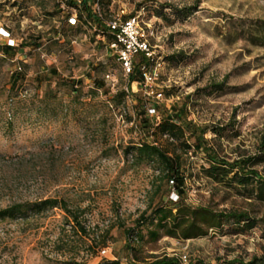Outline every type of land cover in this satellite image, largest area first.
Masks as SVG:
<instances>
[{"label": "rangeland", "instance_id": "374dc122", "mask_svg": "<svg viewBox=\"0 0 264 264\" xmlns=\"http://www.w3.org/2000/svg\"><path fill=\"white\" fill-rule=\"evenodd\" d=\"M88 2L93 4V0ZM18 3L22 6L10 13L7 8ZM166 6L196 9L189 16L177 17ZM50 7L55 9L57 22L65 25L70 10L65 0H0V20L15 23V36L7 37L8 31L0 28V42L16 44L33 60L27 62L0 49V210L65 200L81 212L79 220L90 237L73 228L58 208L3 220L0 264H104L115 260L127 264L131 253L124 229L132 228L143 236L132 245L141 260L168 255L185 256L184 264H225L262 255L264 235L257 228L237 233L226 226L191 240L170 238L161 231L152 240L148 232L155 225L136 226L144 212L151 215L161 201L176 199L171 190L162 197L168 188L160 162H140L135 152L126 153L142 141H151L141 127L147 111L140 104L156 101L145 100L135 86L127 87L128 80L114 61H108L107 68L98 65L108 50L95 45L92 34L86 38L85 31L73 33L65 39L67 44H61L73 50L68 40L75 39L74 46L87 57L70 61L67 50L59 53L58 42L49 41L43 29L30 22L37 12L44 27L42 17ZM160 10L165 17L157 15ZM102 11L115 15L141 12L156 29L153 45L164 63L160 85L167 98L157 103L160 116L174 106L176 111L183 110V119L196 127L190 143L205 130L204 141L222 158L234 161L257 154L264 135V0H104ZM101 40L96 42L102 44ZM37 48L46 57L41 58ZM87 61L94 66L86 68ZM18 64L25 66V98L12 88ZM108 71L117 86L112 89L105 83L101 93L91 91L92 77L103 81ZM71 80H82L83 98L71 94L70 84H65ZM150 120L157 121L156 117ZM180 139L163 145L182 159L189 204L248 210L253 216L264 212V205L243 200L237 192L208 180L202 172L208 166L204 156L193 149L186 155L184 139ZM255 168L264 174V163ZM103 239H108L107 247L100 243Z\"/></svg>", "mask_w": 264, "mask_h": 264}, {"label": "trees", "instance_id": "16d2710c", "mask_svg": "<svg viewBox=\"0 0 264 264\" xmlns=\"http://www.w3.org/2000/svg\"><path fill=\"white\" fill-rule=\"evenodd\" d=\"M24 2V1H23ZM69 6V12L65 15V25H60V33L64 35L65 39H70V34L78 32H86L83 35L89 36L92 34L91 41L95 45L105 46L107 49V57L103 61H99L100 66L107 68L109 66L108 61H114V63L119 67L120 64L117 61V56L113 54V51L110 49V45L115 41V36L111 33L104 21L96 13V4H100L101 12L104 18L113 17L115 14H106L102 11L104 7V0H93V4L90 5L88 0H65ZM171 9L173 14H176L177 17L189 16L196 8H184L178 9L172 6H166ZM138 13V12H137ZM137 13L132 15H125L123 18L127 19L132 16H135ZM121 13H119L120 15ZM55 15V13H54ZM76 15V23L71 24L70 19ZM159 17H165L163 10L157 12ZM95 29V32L93 31ZM58 32V31H57ZM73 37V35H72ZM102 37L101 43L96 42L97 38ZM53 41V40H49ZM55 42H58L54 40ZM54 42V43H55ZM76 42L75 39L68 40V43L73 46V43ZM66 43V42H64ZM59 52L67 50L68 55H73V60L75 54L72 53V50L67 49V43L61 45L58 42ZM0 49L5 52H13V55L21 50L19 46H0ZM50 50L51 49H47ZM35 51L40 52L39 55L42 58L46 57V54L43 53L41 48H37ZM171 60L174 57H170ZM141 58L135 64L134 74L129 78L127 86L131 87L133 83L140 82L142 79V73L140 70V64L143 63ZM86 68L91 67V62H85ZM97 65V66H98ZM150 65V64H148ZM23 70L21 72L14 71L12 74V88L18 92L25 89L22 88L23 81H25V66L21 65ZM94 66V65H92ZM111 73V72H107ZM106 74V75H107ZM105 75V76H106ZM161 80V79H160ZM65 83V81L63 82ZM108 83L104 78L103 81H99L96 77H92L90 80V89L94 93H101V91L106 87ZM160 81H158V88L161 90ZM65 84H70V92L76 98H83V82L82 80H71ZM20 89V90H19ZM124 95H129L130 92ZM122 94V95H123ZM169 98H173V95H167ZM165 97V96H164ZM165 99H167L165 97ZM146 104H140L142 108H145ZM156 107V117L157 121L151 123L150 117L146 115L145 119L141 121V127L143 132L148 134L149 137H155L157 140L158 135H163L168 133L174 139V142L170 144L177 143V140L184 139L182 144L186 147L187 153L193 149L195 154H202L204 160L207 162L208 166L202 168L204 176L210 180L215 186L223 185L228 190V192H237L243 197V200H252V202L257 203L258 205H264V174L261 173L255 167L264 163V135L260 144V150L254 156L249 157H240L237 160L230 161L228 159L220 157L219 153L209 145L207 141H204L206 131L203 130L201 136L196 138V141L191 144V135L195 133L196 127L192 122L183 119L184 111H176L174 106L169 113H163L162 116L159 115V106L157 103H154ZM113 108V106L111 105ZM193 130V131H192ZM191 133H190V132ZM189 134V136H188ZM136 153V159L140 162H154L155 160L160 162L163 166V179L167 183L168 193L163 192L164 195L169 194V190L173 191L177 199L172 200L168 199L167 202L161 201L152 211L151 215H148V212H144L137 220V225L139 228L144 225H155V230H149L148 234L152 240H157L160 237L161 231L167 237L178 238L182 240H191L199 237H205L209 234L210 231H222L224 227L228 226L234 228L237 233H246L253 229H260L261 233L264 235V212L258 216H253L248 210H216L210 205H198L193 206L187 202L186 197V176L182 171V159L180 156H173L165 149L164 145L155 146L150 141H142L137 148H130L127 150V154ZM161 190V189H160ZM60 209L64 211L67 215V218L71 221L73 228L78 229V231L86 236L90 237L89 232L82 226L80 222L81 212L71 209L68 203L65 200L57 199H48L36 203H23L16 204L12 207H9L4 210H0V221L16 218V217H25L29 214H35L43 210L50 209ZM124 232L127 237L126 248L131 253V258L127 260V264H184L180 257H170L168 255L163 256H151L148 260L139 259L134 253H136L135 248L132 246L134 241L139 239L143 240V236L139 235V232L132 229H124ZM109 239V238H108ZM108 239H103V247H107ZM93 241H95L93 239ZM225 264H264V253L260 256L255 255L251 260L246 261L243 258H236L231 261H225ZM87 264V263H82ZM104 264H123L120 260L115 261H106ZM189 264H206L203 261L190 262ZM218 264H221L219 261Z\"/></svg>", "mask_w": 264, "mask_h": 264}, {"label": "built area", "instance_id": "2783aa9c", "mask_svg": "<svg viewBox=\"0 0 264 264\" xmlns=\"http://www.w3.org/2000/svg\"><path fill=\"white\" fill-rule=\"evenodd\" d=\"M96 13L104 21L107 29L115 36V41L110 45V49L113 51V54L117 56L122 76L129 80L134 74L135 64L142 58L144 60L143 63L140 64L142 79L140 82L133 83L132 86L139 88L143 98L147 101L155 100V103L167 101L164 97V91L158 88V81L161 79L164 63L163 60L157 56L153 45V41L157 37L156 29L149 21L145 20L141 12L127 19L123 18L126 15L123 11L120 15L116 14L113 17L104 18L100 4L98 3L96 4ZM70 23H76V15L70 19ZM93 31L95 32V29H93ZM4 35L9 37L10 33L7 32ZM85 37L88 38L87 35ZM8 45L17 46L11 42ZM44 57L45 56H43V58ZM69 59L73 61V55H70ZM22 70V66L18 64L15 71L21 72ZM105 79L112 89L118 84V81L112 73H108ZM127 92H129L128 88ZM26 95V90L20 92V97L25 98ZM156 110L154 103H146V111L149 117H154L157 113ZM150 139V142L155 146H162L164 142H174V139L168 133L159 135L157 140L153 136L150 137ZM172 195L176 196L174 192ZM181 259L184 263L187 261L185 256Z\"/></svg>", "mask_w": 264, "mask_h": 264}, {"label": "crops", "instance_id": "0c3cea01", "mask_svg": "<svg viewBox=\"0 0 264 264\" xmlns=\"http://www.w3.org/2000/svg\"><path fill=\"white\" fill-rule=\"evenodd\" d=\"M24 2H22V3H24ZM26 4L29 5L28 2H26ZM20 6H22L21 3H18L15 7H12L11 9L10 8H7V9L9 10L10 13H13L14 11L16 12V9H18ZM33 8L34 7L32 5L30 7V9H33ZM20 10H22V9H20ZM54 10L55 9L53 7H50V8H48V10H46V12L48 11V14H46V16H43L42 17L43 19H45V23H44L45 25H44V27L42 25H40V23H39L38 20L41 17H39L38 13L35 10L33 11V13L35 14V12H36L37 16H34V18L30 22H31L32 25H36L38 29H41L42 28L43 29L42 31L46 33V35L48 36V38L50 40H56L60 44H62V43L65 42V37H64V35H62L59 32L60 31V25H61V23L57 22V16L54 15ZM25 22H26V20L23 21V22H21V24L24 25ZM14 24L15 23H11L10 21L0 20V28H2L4 30H7L10 33V35H12V36H15L14 35V29L12 28ZM85 36L86 35H84V37ZM7 45H8L7 43L0 42V46L1 47L7 46ZM76 47L77 46H74V44H73V46H72V48H73L72 53L75 54V58H80L81 57L83 59V58L87 57L86 54L84 52H82L81 49H78ZM60 52H64V51H60ZM19 55L22 56L23 59H26L27 62L28 61L29 62H32L33 61L32 59H30L32 56L29 57L26 54V52H24L23 50H20L16 54V56H19Z\"/></svg>", "mask_w": 264, "mask_h": 264}]
</instances>
